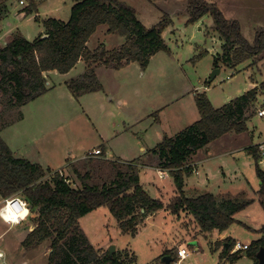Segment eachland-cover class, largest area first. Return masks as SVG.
<instances>
[{
  "label": "rangeland",
  "instance_id": "1",
  "mask_svg": "<svg viewBox=\"0 0 264 264\" xmlns=\"http://www.w3.org/2000/svg\"><path fill=\"white\" fill-rule=\"evenodd\" d=\"M22 1L20 4L18 0H7L5 8L1 7L0 13H6L0 18L2 45L8 33L10 36L21 33L32 40L44 32L46 18L68 20L73 5L72 0ZM119 1L132 7L146 28L156 25L163 15L167 16L161 30L166 49L153 54L145 66L138 62L116 69L97 65L101 89L79 97L72 95L65 82L86 70L83 60L66 73L43 72L47 91L19 108L1 109L0 106V137L14 157L27 159L46 170L44 181L51 179L52 170L59 169L74 186L79 185L74 169L81 174L90 169L93 180L107 179L115 171L107 163L109 159L120 165L130 162L137 167L139 183L151 198L164 203V210L159 209L155 215L153 212L138 214L135 232L122 229L106 205L91 210L79 221L95 249L107 251L115 245L116 254L126 259L125 264H161L165 250L173 251L180 241L187 243L190 252L180 264H255L251 257L242 255V250L224 260L220 247L224 240H218L224 233L231 240L250 244L260 236L247 225L264 224V203L256 192L260 180L255 160L248 151L257 142L264 146V118L256 114L258 107H264V89L260 85L264 82V50L257 55V61L246 59L234 66L218 61L219 72L207 83L215 55L220 56L223 44L217 31L212 29L209 14L189 20L187 0ZM205 1L214 4L225 19L236 21L250 42L256 29L264 28V0ZM124 41L122 36L108 33L103 24L89 38L87 46L91 50L103 44L111 50ZM255 83L261 88L253 115L245 121L247 129L225 134L221 139H229L226 143L213 142V151L223 154L213 157L208 163L209 170L201 164L189 165L194 170L184 175L183 187L186 196L197 195L198 189L231 195L243 192L252 202L235 214V221L225 230L201 231L190 212L180 211L176 215L166 208L177 194L173 176L167 170L159 176L161 169L153 167L155 158L151 150L164 135L175 136L198 120L196 93H206L211 104L219 107ZM102 139L109 159L100 155L102 158L92 157L84 164L87 158H79L89 148L98 146ZM260 167L264 169V165ZM37 214L36 210L31 211L19 224H8L0 218V248L8 263L19 264L25 260L28 264H48L50 240L29 248L21 244L34 227Z\"/></svg>",
  "mask_w": 264,
  "mask_h": 264
},
{
  "label": "trees",
  "instance_id": "2",
  "mask_svg": "<svg viewBox=\"0 0 264 264\" xmlns=\"http://www.w3.org/2000/svg\"><path fill=\"white\" fill-rule=\"evenodd\" d=\"M6 1L0 0V11L1 7L5 8ZM72 1L68 20L46 18L43 20L44 32L34 39L28 40L22 34L14 33L0 46L1 109L19 108L47 91L43 76L45 71L66 73L79 60H83L86 70L65 82L72 95L79 97L101 89L97 65L116 69L130 62H138L145 66L153 54L166 49L161 30L168 20L167 16L164 18L163 15L156 25L146 28L136 17L135 10L119 0ZM187 2L189 20L194 21L203 14H209L213 29L223 40L221 54L214 58V67H218V61L234 66L246 59L258 60L257 55L264 50V28H257L250 42L243 36L239 24L225 19L214 4L205 0ZM103 24L107 26L108 33H116L125 41L111 50L103 44L90 50L87 42ZM260 85L262 88L254 86L221 107H214L206 93H196L198 120L175 136L164 135L151 151L157 156V166L173 176L177 194L167 208L172 213L181 210L190 212L202 231L225 230L235 221V214L250 204L252 199L246 198L243 192L236 195L202 192L186 196L183 190L184 175H188L190 168L185 166V162L198 149L222 135L242 133L247 129L245 121L253 115L258 90L264 89V82ZM248 151L255 160V170L260 180L257 192L264 203V171L258 165L260 149L255 145L248 147ZM85 158L84 164L91 161L92 156ZM107 163L115 171L111 177L101 181L93 180L90 169H85L82 174L74 169L78 186H74L69 177L58 171H53L51 179L44 181L42 178L46 170L27 159L14 157L0 137V197L18 194L27 200L30 212H38L33 229L21 241L22 246L35 247L50 240L48 264H125L126 259L116 252L111 256L108 251L99 254L88 241L79 219L91 210L106 205L122 229L135 232L136 216L163 208V202L146 193L139 183L135 165L130 162L120 165L110 159ZM252 230L260 237L253 240L244 252L256 264V253L260 247H264V224ZM225 241L228 247L223 249V256L234 244L229 238Z\"/></svg>",
  "mask_w": 264,
  "mask_h": 264
},
{
  "label": "crops",
  "instance_id": "3",
  "mask_svg": "<svg viewBox=\"0 0 264 264\" xmlns=\"http://www.w3.org/2000/svg\"><path fill=\"white\" fill-rule=\"evenodd\" d=\"M19 1V3H20V0H18ZM20 4H22V3H20ZM3 15H6V13H3ZM2 17V15L0 16V18ZM212 29H213V26H212ZM44 30V29H43ZM97 30V29H96ZM43 32V31H42ZM42 32H40V33H42ZM10 34L11 33H8V36L7 37H5L4 39H3V41H2V43H5L9 38H10ZM21 34V33H20ZM23 35V34H22ZM219 35V34H218ZM24 36V35H23ZM25 37V36H24ZM26 38V37H25ZM35 38V37H34ZM33 38V39H34ZM221 38V37H220ZM27 39V38H26ZM222 42H223V40L221 39V44H222ZM2 44H0V46H1ZM216 57L218 56V53H216V55H215ZM80 61V60H79ZM213 64V63H212ZM104 68V67H103ZM212 68H215L214 66L212 67ZM100 69H102V68H100ZM49 71H51V70H49ZM49 71H47V73L49 72ZM97 75H98V71H97ZM227 78H228V76H227ZM209 83V82H208ZM254 86H256V83L254 84ZM251 88H252V86H251ZM248 90V89H247ZM92 92H94V91H92ZM88 93H91V92H88ZM244 93V92H243ZM85 94H87V93H85ZM234 98V97H233ZM230 99H232V98H228L227 99V101H229ZM226 101V102H227ZM225 102V103H226ZM222 106V105H221ZM221 106H219V107H221ZM259 108V107H258ZM262 118V117H261ZM225 135V134H224ZM224 135H222V136H224ZM222 136L221 137H219V138H217V139H215L214 141H212L211 143H209L208 145H206L205 147H202V148H200V149H198L196 152H195V154H193V155H191V157L188 159V164H186L185 166H193V167H197V165L198 164H201V167L203 166L205 169H208L209 170V166H208V163L210 164L211 162H212V160H213V157H215V156H219V155H222V154H219V155H217L214 151H213V148H212V146L213 145H215V144H213V145H211L213 142H217V140H222L221 138H222ZM230 139L232 138V137H229ZM229 139H223L221 142H223V143H226L227 141H228ZM264 142V141H263ZM255 145H258V147H259V149H260V159L258 160V165H259V167L261 166V165H264V146H262V145H260V143L259 142H257V143H255V144H253L252 146H255ZM245 147H247V146H245ZM93 149H100L101 150V152L102 151H104V153L102 154H100V155H103L104 157H103V159H109V158H106V155H105V153H106V145H105V143H104V140L102 139V142L100 143V144H98V146H95V147H92V148H89V150L86 152V153H88L89 151H91V150H93ZM152 151V150H151ZM85 153V154H86ZM85 154L83 155V156H81L79 159H81V158H83V157H86L85 156ZM100 155H94V156H92V157H94V158H102ZM154 160H153V167L155 168V169H161L160 167H158L157 166V164H156V160H157V156L156 155H154ZM189 166V168H190V170L191 169H193L194 170V168H192V167H190ZM219 167L221 168V169H223V165H220L219 164ZM261 168V167H260ZM56 169H58V168H56ZM263 171H264V169L263 168H261ZM52 171H56V170H52ZM58 171V170H57ZM192 171V170H191ZM240 172V171H239ZM223 173H225L224 172V170H223ZM205 174H206V178H205V180H207V179H209L208 178V173H206L205 172ZM208 181V180H207ZM186 183L184 182V185H185ZM197 188V187H196ZM202 189H204V188H202ZM258 189H259V187H258ZM258 189H257V191H258ZM256 191V190H255ZM256 191V192H257ZM202 192H211V191H206L205 189L203 190V191H199V189H198V194L199 193H202ZM211 193H213V194H218V193H215V192H211ZM258 194V193H257ZM165 205H164V203H163V208L161 209V210H164L165 208ZM167 208V207H166ZM168 209V208H167ZM160 210H158V211H154L153 212V214L155 215V214H157L158 212H159ZM182 212H187L186 210H181ZM180 212V211H179ZM179 212L176 214V215H178L179 214ZM151 213V212H150ZM149 214V213H148ZM235 217V216H234ZM82 218V217H81ZM80 218V219H81ZM149 218V217H148ZM80 219H79V221H80ZM246 225V224H245ZM247 227H250V228H252V229H257V228H259V227H252V226H249V225H247ZM33 229V228H32ZM31 229V230H32ZM201 230V229H200ZM30 231V230H29ZM202 231V230H201ZM225 234L223 233V234H221L220 235V237H219V240L218 241H220V240H224V242H223V246L221 245L220 247H222V253H223V249L224 248H227L228 247V242H226L225 240L226 239H228L227 238V236L228 235H226V236H224ZM259 235V234H258ZM260 236V235H259ZM230 239V238H229ZM234 242H236L235 240H233ZM253 241V240H252ZM185 241H180L177 245H176V247L174 248V250L172 251V249L171 250H169V252L168 253H165L167 250H165V252L163 253V255L162 256H164V255H167V254H169V255H171L172 256V260H173V258L176 256L174 253L176 252V248L179 246V245H185ZM246 243H249L248 241L246 242ZM187 244V243H186ZM99 251V254H101V253H103L104 251L103 250H98ZM175 251V252H174ZM230 253H234V252H231V249H230V251H228V253L225 255V256H223V259L224 260H228V256H230ZM243 253H244V250H242V255H243ZM246 256V255H245ZM162 258V257H161ZM172 260H171V262H172ZM184 260V259H183ZM10 262V261H9ZM160 262H161V264H164V262L162 261V259H160ZM10 264H13V263H10ZM171 264V263H170Z\"/></svg>",
  "mask_w": 264,
  "mask_h": 264
},
{
  "label": "built area",
  "instance_id": "4",
  "mask_svg": "<svg viewBox=\"0 0 264 264\" xmlns=\"http://www.w3.org/2000/svg\"><path fill=\"white\" fill-rule=\"evenodd\" d=\"M20 3H23V1L20 0ZM256 114L259 117L264 118V107H259L257 109ZM100 154H101L100 149H93V150L89 151L86 156H94V155H100ZM58 172L61 175H63L62 170L59 169ZM162 173H164L163 169L158 170V174L160 177L162 176ZM66 181H69V180H66ZM20 201H24L26 203V206L28 208V215L24 218L17 217L16 220H6V219L1 218L5 223H8V224L22 223L30 215L31 212H30L29 204H28L27 200L24 199L23 197L19 196L18 194H13V195L7 196L0 201V212H5V214H6V209L8 207H12L14 209V211H19L20 210V207H19ZM248 245L249 244L245 245V244L240 243L239 241H236V242H234V244L231 248V252H237V251L245 250L248 247ZM0 253H2V255H0V264H10L7 262L6 254H5L4 250L1 248H0ZM189 253L190 252H189L188 246L186 244L185 245H179L176 248V256L173 258L171 264H180V262L183 259H185ZM19 264H28V262L24 260Z\"/></svg>",
  "mask_w": 264,
  "mask_h": 264
},
{
  "label": "water",
  "instance_id": "5",
  "mask_svg": "<svg viewBox=\"0 0 264 264\" xmlns=\"http://www.w3.org/2000/svg\"><path fill=\"white\" fill-rule=\"evenodd\" d=\"M43 36H45V35H43ZM218 72H219L218 67L213 68L210 75H209V78L207 79V82H210L214 78V76L216 74H218ZM107 251H108V254L111 256L116 251V246L111 245ZM243 255H246V252H244ZM256 257H257V263L256 264H264V247L263 246L258 249V251L256 253ZM161 259L164 262V264H170L171 260H172V256L167 254V255L162 256Z\"/></svg>",
  "mask_w": 264,
  "mask_h": 264
},
{
  "label": "clouds",
  "instance_id": "6",
  "mask_svg": "<svg viewBox=\"0 0 264 264\" xmlns=\"http://www.w3.org/2000/svg\"><path fill=\"white\" fill-rule=\"evenodd\" d=\"M20 210L14 211L12 207H8L5 212H0V218L6 219V220H16L17 217L24 218L28 215V208L26 206V203L24 201H20ZM2 255V253H0Z\"/></svg>",
  "mask_w": 264,
  "mask_h": 264
}]
</instances>
